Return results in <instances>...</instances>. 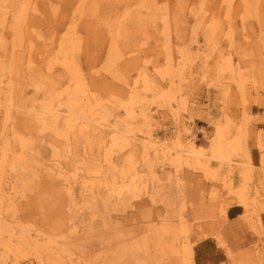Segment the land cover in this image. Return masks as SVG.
<instances>
[{"label":"rangeland","instance_id":"1","mask_svg":"<svg viewBox=\"0 0 264 264\" xmlns=\"http://www.w3.org/2000/svg\"><path fill=\"white\" fill-rule=\"evenodd\" d=\"M24 1L0 0V35L4 28L6 55L19 42L18 34L26 25L42 47L54 35L70 36V27L75 26L82 40L76 57L86 83L96 100L116 106L104 112L111 125L118 120L123 134L128 132L129 146L113 156L112 172L117 177L126 174L128 182L138 174L135 185L140 196L132 202L109 197L107 188L98 184V173L92 171L99 160L88 156L85 139L65 144L52 132L40 133L35 117L27 113L32 107L39 112L47 83L39 81L42 90L36 96L31 82L26 83L18 75L15 62L8 58L0 65V80L6 83V118L0 116V224L13 232L10 236L14 241L42 235L64 250L62 261L57 264H241L242 260L264 264V211L260 210L264 209V191L258 196L251 191L249 205L245 206L222 187L221 176L208 175L201 167L210 158L213 171L220 170L209 146L218 126L229 123L230 140L239 138V152L249 154L257 171L262 169L264 0H150V13L142 10L144 18L133 13L126 24L128 31L135 27L143 29L145 35L135 34L134 42L126 50L127 57L118 62L129 84L136 79L133 69L137 65L151 77L150 87L137 93L123 92V88L130 86L112 80L113 69L106 68L109 46L105 23L109 22L107 16L114 12L117 1L98 4V17H82L74 23L70 0H33L38 6L32 14L33 22L16 15ZM160 8L169 13V29L165 33L162 17L151 19V13ZM24 31L22 36L27 37L28 32ZM227 64L239 75L241 86L230 80L231 73L221 72ZM112 85L116 88L110 90ZM165 95L174 98L165 101ZM11 103L25 105L27 109L14 111L13 119L7 122V106ZM125 108L135 109L136 116L128 117ZM119 113L121 117L117 118ZM150 129L160 140L168 139L175 146L177 140L185 145L192 141L205 156H199L203 161L198 166L183 156L185 160L180 162L185 164L180 174L168 166L162 169L164 162L173 164L170 154L167 161L162 153L159 157L151 154L144 161L141 138ZM103 133L106 138L107 130ZM4 134L9 135L6 144L2 140ZM29 137L33 140L23 151L15 141H29ZM172 144L169 150L177 155ZM18 156L21 161L16 159ZM57 160L58 168L51 169ZM102 165L107 166L104 162ZM259 174L264 180L263 174ZM90 177L94 185L85 189L82 183ZM20 179L25 181L24 186ZM67 182L73 183L70 189ZM112 183L110 176L107 185ZM256 218L263 226L262 238L258 235L260 224L252 223ZM148 228L152 229L149 233ZM167 228L176 229L178 234L172 230L174 233L162 235ZM174 235L177 238L173 243ZM180 240L185 244L180 245ZM141 242L146 244L147 252L127 251ZM162 246L166 250H160ZM0 264L37 262L6 255L1 250Z\"/></svg>","mask_w":264,"mask_h":264},{"label":"bare ground","instance_id":"2","mask_svg":"<svg viewBox=\"0 0 264 264\" xmlns=\"http://www.w3.org/2000/svg\"><path fill=\"white\" fill-rule=\"evenodd\" d=\"M106 1L107 0H70V10L73 11L72 22L74 23L82 17H98L97 5ZM115 1H117L118 5H116L117 7L114 9V12L111 13L110 16H107L110 18L109 22L105 23L108 30L106 42L109 46V55L107 57L108 66L106 68L113 69L110 72L112 80L120 81L124 86H130V89L123 88V92L137 93L139 89H147L150 87L153 83L151 77L144 70H140L141 67L137 65L133 69V72L137 75L136 79L133 81V84H129L121 72L122 65L118 64V62L120 59L124 58L125 55L127 57L128 52L126 50L131 43L134 42V35H145L143 29H137L135 27L129 28L130 31H128L126 27L127 22L128 24L130 23V17L136 12L139 18H144L141 15L143 14L142 10H150L149 3L152 4V2L150 0ZM19 5L21 6L16 12V15L18 14L17 17L33 22L34 17L32 14L37 12L38 6L34 5L33 0H26ZM156 11L157 12L153 11L151 13V19L162 17L161 20L164 23L162 33H165L169 29V13L166 8L156 9ZM19 26L17 28L18 31ZM30 29L31 28L26 25L24 30L26 33L28 32L27 37L22 36L24 30L21 31V34H18L21 38L19 42L12 47L13 50L10 51L9 55H6V33L4 34V28L0 35V65L5 64L6 59L11 58V60L15 62L14 67H17L16 70L19 73L18 75H21L26 83L29 81L31 82L36 96L41 93L42 90L39 81L44 80V82L47 83V86L42 92L44 99L43 103H41L42 106L39 112L32 107V110L27 114L35 117V126L40 133L52 132L56 137L62 139V143L76 144L80 142V139H85L86 147L90 151L87 153L88 156L90 155L89 157L91 159L99 160L92 169L93 172L98 173V184L103 186L104 189L107 188L109 197L118 196L119 201L132 202L135 198L140 196L137 192L139 189L135 185L136 181L139 179L138 176H136L138 174H134L132 179L128 182L126 174L122 173L121 176L117 177L116 173L112 172L113 156L117 152H123L129 146V137H127L128 132L123 134L124 131L119 127V124H117L118 120L115 121L114 125H111L109 117H107L104 112L115 109L116 106H113L110 102H103L99 99H97V101L95 99V93L86 83V77L76 57V52L82 40L76 32L75 26L70 27L72 31L70 36L67 34L65 37L59 38L54 35L52 39H49L50 43H42L45 48H50L48 50H45L44 47L36 43L37 36L33 35ZM128 32H130L129 35H132V37L128 35ZM45 45L50 46L48 47ZM182 59H186L185 55ZM225 71L233 75L230 80L233 79L239 86L242 85L239 75L233 72L232 65L227 64V68L221 70V72ZM5 84L3 80H0V107H4V110H0V116L4 115L6 118V102H3L6 91ZM115 88L116 85H112L110 90ZM118 91L122 92V88ZM119 92H116V94H120ZM224 92L227 93L228 89L225 88ZM173 98L174 97L171 98L169 95H165L164 98L162 97L165 101H170ZM176 104L178 106L180 105L178 102ZM192 106H194V104ZM7 107V122L13 119L14 111L19 112L21 108L24 110L27 109L25 105L21 106L19 103L15 105L11 103ZM185 108L186 106L184 109ZM125 111L130 118H134L137 114L135 109L125 108ZM141 114L147 117L146 113ZM116 117L120 118L121 113ZM10 129H13V134H15V128L12 126ZM106 130L108 135L105 138L103 132H106ZM7 136L4 134L2 138L5 144ZM32 140V137H29V141H26L24 138H19L16 139L15 142H18L19 146L24 151L26 148L28 149L30 141ZM239 140V138H235L232 141L230 140L229 123L224 126H218L216 136L209 146V151L211 157L217 160L216 164L219 166L220 170H217L218 173L213 171L210 158L205 160V164L201 165V167L208 175L221 176L219 181L222 187H225L230 193H234L245 206H248L251 191H254L257 196L264 191V180L260 177L262 175L259 174L262 173L264 177V155L262 156V169H258L257 171V166L251 157H249V154H244L243 151L239 152L241 149ZM141 141L144 142L141 143L145 149L144 161L149 160L150 157H152L151 154H153V157H159L161 156L160 153L163 154L162 157L166 158L164 161H167V157L170 154L169 156L172 157L171 160H173V164L170 166L167 162H164L162 164V169L165 170L167 168L166 166H168L171 170L175 169L177 174H180L182 170L181 167L185 164L180 162L185 160L183 156H187L186 160L198 166L201 164V161H203L202 158L205 157L202 156L201 152L197 151L198 149L192 141L185 145L180 144L179 140H177L175 144H178V146H175L173 145L174 142H172V144L168 139L160 140L151 129L142 136ZM169 144H172V147L174 146L177 155L171 153L172 151L171 149L169 150ZM199 156H202V158H199ZM16 159L18 161L22 160L21 156H18ZM2 160L5 162L4 159ZM102 162L106 163L107 166L104 167ZM59 164V160L54 161V165L50 168L56 169ZM78 169L79 168H76L75 170ZM257 173L259 176L256 178ZM110 176H113V183L111 186H108L107 184ZM75 177H77V172L72 177L73 181L76 180L74 179ZM237 178L240 180H236ZM218 179L219 178H217V180ZM22 180L20 179L21 186H24L25 181ZM90 182L91 184L87 186ZM72 184V182H67V188L70 189V185ZM82 185L83 187L85 186V189H88L94 185V179H91V177L85 179ZM11 190L15 191V187L11 186ZM260 210L264 211V209ZM252 223L260 224L258 235L262 238L261 233L263 231V226L260 219L256 218ZM172 230L178 234L176 229L167 228V231L163 232L162 235H168V232L170 234L174 233ZM151 231L152 229L150 228L146 229L148 233ZM6 232L9 233L8 238H6ZM12 233V231L6 230V227L0 224V251L3 250L6 255L24 258L28 257L35 260L37 264H57L62 261L61 256L64 250L51 240L46 241L42 235L35 234L29 235V239L23 237L22 240L15 242L13 235L10 236ZM145 236L149 237L147 234ZM176 238L177 236L175 235L172 237L173 243L176 241ZM179 244L184 245L185 243L181 244L180 240ZM166 248V246H162L160 250H166ZM147 250L146 244L141 242L132 245L127 251L136 254L145 253ZM262 254L263 258L264 252ZM262 258L261 263L264 262ZM241 264L248 263L242 260Z\"/></svg>","mask_w":264,"mask_h":264}]
</instances>
